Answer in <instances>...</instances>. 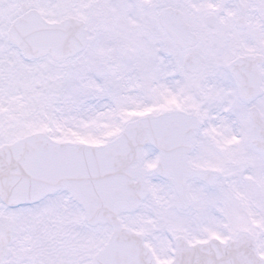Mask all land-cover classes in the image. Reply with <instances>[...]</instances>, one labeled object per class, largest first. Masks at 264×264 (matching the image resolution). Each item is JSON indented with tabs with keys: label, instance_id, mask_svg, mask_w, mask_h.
Segmentation results:
<instances>
[{
	"label": "snow or ice",
	"instance_id": "6c2138e0",
	"mask_svg": "<svg viewBox=\"0 0 264 264\" xmlns=\"http://www.w3.org/2000/svg\"><path fill=\"white\" fill-rule=\"evenodd\" d=\"M0 264H264V0H0Z\"/></svg>",
	"mask_w": 264,
	"mask_h": 264
}]
</instances>
